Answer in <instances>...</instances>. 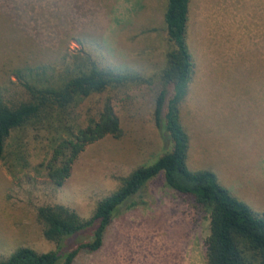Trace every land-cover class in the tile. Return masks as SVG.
<instances>
[{
  "label": "rangeland",
  "instance_id": "obj_1",
  "mask_svg": "<svg viewBox=\"0 0 264 264\" xmlns=\"http://www.w3.org/2000/svg\"><path fill=\"white\" fill-rule=\"evenodd\" d=\"M167 4L0 0L1 101L26 100L13 74L18 56L51 59L66 45L77 52L81 47L62 41L81 30L93 32L100 46L86 50L101 65L149 79L110 94L122 136L88 146L62 187L47 177L46 166L54 154L48 125L12 132L0 160V262L20 248L38 253L57 249L44 236L39 208L63 205L89 219L122 179L172 149L154 120V81L172 49L164 20ZM189 45L195 73L180 108L191 139L188 165L214 171L223 186L264 213V0H192ZM47 47L52 51L42 53ZM107 94L85 100L76 110L77 123L86 126ZM137 199L138 206L115 213L103 247L81 253L74 264H208V215L162 177L151 181ZM78 239H91V232Z\"/></svg>",
  "mask_w": 264,
  "mask_h": 264
},
{
  "label": "trees",
  "instance_id": "obj_2",
  "mask_svg": "<svg viewBox=\"0 0 264 264\" xmlns=\"http://www.w3.org/2000/svg\"><path fill=\"white\" fill-rule=\"evenodd\" d=\"M191 3L192 0H168L164 20L172 49L167 54L166 67L154 81L158 88L155 124L167 134L172 149L122 179L118 190L101 200L89 219L63 205L39 208L37 216L44 227V236L57 249L38 253L20 248L0 264H74L81 253L98 252L115 213L122 207L138 206V195L158 177L208 215V264H264V213L257 212L223 186L214 171L192 170L188 165L191 139L182 123L180 108L195 73L189 45ZM91 33L81 30L69 36L70 40L62 41L81 47L77 52L66 45L55 50L51 59L18 56L13 74L25 90L26 100L7 103L0 100V160L5 158L6 144L14 130L45 123L52 131L54 143L53 157L46 166L47 177L57 187L71 177L75 161L88 146L107 137L122 136L110 94L131 84L149 82L140 75L101 65L86 50L90 45L100 46ZM35 43L42 47L41 42ZM49 51L52 49L47 47L42 53ZM104 93L108 97L102 108L93 117L89 115L87 125L82 127L75 116L77 108L85 100ZM87 231L91 232V239L77 240Z\"/></svg>",
  "mask_w": 264,
  "mask_h": 264
}]
</instances>
